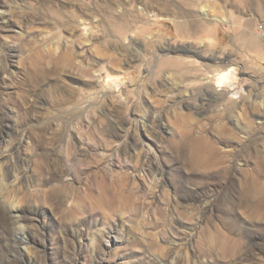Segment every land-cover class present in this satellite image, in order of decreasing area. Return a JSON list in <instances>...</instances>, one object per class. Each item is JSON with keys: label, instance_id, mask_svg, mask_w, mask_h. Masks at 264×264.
<instances>
[{"label": "rangeland", "instance_id": "obj_1", "mask_svg": "<svg viewBox=\"0 0 264 264\" xmlns=\"http://www.w3.org/2000/svg\"><path fill=\"white\" fill-rule=\"evenodd\" d=\"M1 152L0 264H264V0H0Z\"/></svg>", "mask_w": 264, "mask_h": 264}, {"label": "bare ground", "instance_id": "obj_2", "mask_svg": "<svg viewBox=\"0 0 264 264\" xmlns=\"http://www.w3.org/2000/svg\"><path fill=\"white\" fill-rule=\"evenodd\" d=\"M201 11L202 12H204L205 11V8H202L201 9ZM205 13V12H204ZM205 14H207V13H205ZM220 18V17H219ZM115 50V49H114ZM231 71L232 70H226V71H224L223 70V72H221V73H219V74H217V76H218V81H217V84H216V88H219V87H222V88H224V84H226V82L227 81H229V79L230 78H232V77H230L232 74H230L231 73ZM214 76V75H213ZM214 77H216V76H214ZM205 79V78H204ZM207 79V78H206ZM209 84V83H208ZM210 85V84H209ZM228 85V84H227ZM214 88V87H213ZM221 95H224V93L222 92L221 93ZM222 97V96H221ZM225 97V96H224ZM231 98H233V99H235V97H232L231 96ZM230 98V99H231ZM221 99V98H220ZM222 99H223V97H222ZM5 156L6 155H4V152H1L0 153V160H2V159H4L5 158ZM3 168H2V166L0 165V176H2V177H4V176H6V177H11V173H10V170H3ZM10 210L12 211V214H13V217L15 218V221H17V223L19 222V215H20V207L19 206H17V205H11V207H10Z\"/></svg>", "mask_w": 264, "mask_h": 264}, {"label": "water", "instance_id": "obj_3", "mask_svg": "<svg viewBox=\"0 0 264 264\" xmlns=\"http://www.w3.org/2000/svg\"><path fill=\"white\" fill-rule=\"evenodd\" d=\"M177 52H178V53L180 52V53H182V54H183V53H185V52H186V50H185V49H182V48H179Z\"/></svg>", "mask_w": 264, "mask_h": 264}]
</instances>
